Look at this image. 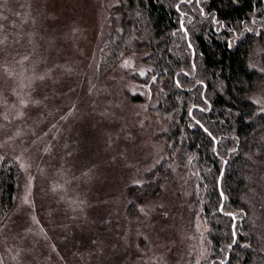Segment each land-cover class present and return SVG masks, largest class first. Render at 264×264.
Here are the masks:
<instances>
[{
  "label": "rangeland",
  "instance_id": "374dc122",
  "mask_svg": "<svg viewBox=\"0 0 264 264\" xmlns=\"http://www.w3.org/2000/svg\"><path fill=\"white\" fill-rule=\"evenodd\" d=\"M114 2L0 0V148L25 169H33L37 156L42 159L40 180L27 178L22 184L19 212L0 229V264H44L38 259L45 256L43 246L48 264H54L53 251L55 264H198L195 256L206 250L209 226L196 222L190 228L191 171L184 170L185 179L175 168L173 181L141 205L138 217L122 216L125 188L165 159V146L155 138L165 123L149 111L157 98L145 85L146 54H126L100 80L92 75ZM13 29L16 36L9 32ZM258 91L264 112V84ZM47 124L56 145L50 151L42 141ZM88 183L100 191V217L89 216L107 218L99 251L85 244L86 228L73 225V235L58 238L60 232L45 220L50 201L58 206L54 221L60 223L61 210L73 208L72 198L80 203ZM81 203L88 206L87 200ZM89 216L77 218L86 227ZM29 218L38 230L35 243L25 236L34 238L26 228ZM72 237L88 248L83 257L71 253L76 249L67 238Z\"/></svg>",
  "mask_w": 264,
  "mask_h": 264
},
{
  "label": "trees",
  "instance_id": "16d2710c",
  "mask_svg": "<svg viewBox=\"0 0 264 264\" xmlns=\"http://www.w3.org/2000/svg\"><path fill=\"white\" fill-rule=\"evenodd\" d=\"M114 1L92 75L100 80L126 54H146L142 60L150 69L145 85L157 98L149 111L165 123L154 136L165 146V159L146 171L140 183L125 188L122 216L138 217L141 205L173 181L175 168L183 170V178L184 170L191 171L190 228L196 222L209 226L206 250L195 256L198 264H264V112L257 104L264 84V0ZM9 32L18 34L14 29ZM43 128L42 141L50 151L56 148L51 126ZM41 161L37 156L33 169H25L15 155L0 148V229L19 212L22 184L27 178L40 180ZM94 187L85 186L80 203L71 199L73 208L61 210L60 223L54 221L58 206L49 201L45 220L49 229L60 232L58 238L73 235V225L86 228L90 237L85 244L99 251L107 218H99L100 191ZM93 213L99 214L98 221L89 216ZM79 215L89 216L86 227ZM27 222L35 239L25 236L35 243V222L30 218ZM233 231L236 242L229 249ZM72 239L67 238V245L76 249L71 253L86 255L84 242L78 245ZM43 251L45 256L38 259L48 264L44 260L50 254L44 246ZM53 257L55 264L54 251Z\"/></svg>",
  "mask_w": 264,
  "mask_h": 264
},
{
  "label": "water",
  "instance_id": "95a60500",
  "mask_svg": "<svg viewBox=\"0 0 264 264\" xmlns=\"http://www.w3.org/2000/svg\"><path fill=\"white\" fill-rule=\"evenodd\" d=\"M225 164H226V161L224 162V164H223V167H222V169H221V173H220V175H219V178H218V190L219 191H221V179H222V175H223V172H224V168H225ZM222 194V193H221ZM221 197H222V199H223V195H221ZM235 240H236V236H235ZM234 243L232 242V244L229 246V249H231V247H232V245H233ZM228 255H229V251L227 252V258H228ZM226 258V259H227Z\"/></svg>",
  "mask_w": 264,
  "mask_h": 264
},
{
  "label": "snow or ice",
  "instance_id": "6c2138e0",
  "mask_svg": "<svg viewBox=\"0 0 264 264\" xmlns=\"http://www.w3.org/2000/svg\"><path fill=\"white\" fill-rule=\"evenodd\" d=\"M125 66H127V62L125 63ZM141 75H145V73H141ZM197 123H199V121H197ZM202 126V125H201ZM205 131L207 132V129H205ZM210 136H211V133H208ZM221 195H223V194H221ZM25 203H28V200H27V198H25ZM231 215V214H230ZM233 219H235V217H233ZM235 236H236V233H235V231H233V237H234V239H233V243H235L236 241H235ZM221 264H223V262H221Z\"/></svg>",
  "mask_w": 264,
  "mask_h": 264
}]
</instances>
